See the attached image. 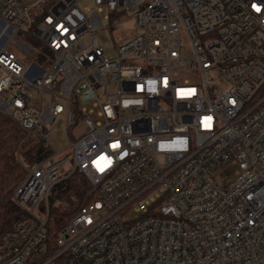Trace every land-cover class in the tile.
Here are the masks:
<instances>
[{"label": "built area", "instance_id": "1", "mask_svg": "<svg viewBox=\"0 0 264 264\" xmlns=\"http://www.w3.org/2000/svg\"><path fill=\"white\" fill-rule=\"evenodd\" d=\"M102 13L134 21L112 55ZM0 112L52 150L14 188L0 264H264V0H0ZM75 171L93 196L50 235Z\"/></svg>", "mask_w": 264, "mask_h": 264}, {"label": "trees", "instance_id": "2", "mask_svg": "<svg viewBox=\"0 0 264 264\" xmlns=\"http://www.w3.org/2000/svg\"><path fill=\"white\" fill-rule=\"evenodd\" d=\"M52 150L36 138H25V133L8 115L0 112V235L9 229L23 215L24 211L13 199V191L24 175L26 167L47 157ZM57 196H71L77 206L61 213V225L65 223L79 206L93 196V186L78 171L60 182L56 188Z\"/></svg>", "mask_w": 264, "mask_h": 264}, {"label": "rangeland", "instance_id": "3", "mask_svg": "<svg viewBox=\"0 0 264 264\" xmlns=\"http://www.w3.org/2000/svg\"><path fill=\"white\" fill-rule=\"evenodd\" d=\"M105 12V11H104ZM103 12V13H104ZM101 15L103 21V28H100L96 31V37L98 39L99 45L104 49L107 54H114L115 53V46L121 44L122 42L126 41L130 36L134 33L133 26L134 21L132 18H128L127 14L121 13L118 14L117 18L119 22L117 26H113L112 22H108L104 15ZM112 16L111 18H114ZM17 34L14 35L13 39L17 38ZM22 38L27 40L30 43L35 44V40L31 39L27 35H22ZM8 48H13L11 43L8 44ZM17 52L24 62H29L31 60V55L26 53L24 50H21L15 47ZM46 65V64H44ZM86 104V102H82V105ZM50 128L52 129V135L49 137V142L52 146L53 151H60L62 150L68 143V135L66 133V127L64 124V118L62 114H59L55 121L51 124ZM80 127L76 128L75 130H79ZM26 169V168H24ZM26 170L24 172V175ZM232 168L225 167L220 168L215 172L214 178L217 182H221L222 180L229 179L231 177ZM22 176V178L24 177ZM21 178V179H22ZM20 179V180H21ZM20 182V181H19ZM62 201L61 206L50 207V214L47 221V226L49 230V234L53 235L54 233L58 232L60 225H61V213L70 211L77 206V200L71 196V199L66 198L64 195L60 196Z\"/></svg>", "mask_w": 264, "mask_h": 264}, {"label": "snow or ice", "instance_id": "4", "mask_svg": "<svg viewBox=\"0 0 264 264\" xmlns=\"http://www.w3.org/2000/svg\"><path fill=\"white\" fill-rule=\"evenodd\" d=\"M253 7L256 8V5H253ZM256 10H257V11H260L259 8H256ZM153 83H154V82H153ZM165 83H166V81H165ZM192 92H194V90H190V91H188L187 93L181 92V94H182V95H183V94L191 95ZM205 119L208 120V121H210L211 118L209 117V118H205ZM205 126L208 127V126H210V124H206ZM117 146H118V145H113V147H117Z\"/></svg>", "mask_w": 264, "mask_h": 264}]
</instances>
